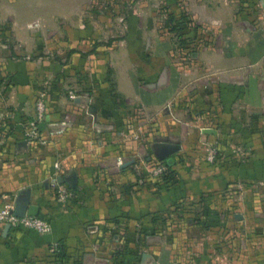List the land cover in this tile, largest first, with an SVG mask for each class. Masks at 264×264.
<instances>
[{
  "label": "rangeland",
  "instance_id": "rangeland-1",
  "mask_svg": "<svg viewBox=\"0 0 264 264\" xmlns=\"http://www.w3.org/2000/svg\"><path fill=\"white\" fill-rule=\"evenodd\" d=\"M187 2L0 0V47L9 50L16 46L19 54L11 53V58L27 56L37 64L34 104L43 94L46 112L49 106L66 107L71 113L69 122L74 124L79 117L73 113L79 106L75 98H91L94 91L101 92L96 98L104 108V83L114 94L113 177L98 178L97 182L115 208H121L126 197L132 202L139 191L159 193L176 186L175 163L166 168L165 159L158 158L160 143L183 145V155L181 149L172 155L179 162V171L197 173L214 166L219 158L201 139L199 130L198 137L187 134L189 121H193L194 112H201V105L195 104L190 112L189 101L179 100L171 114L166 104L142 111L116 93L118 76L137 77L144 85L154 79V67L165 69L169 63H177L185 70L197 61L195 53L202 47L219 42L220 36L196 23ZM223 4L226 10L230 6L235 10L232 26L244 29L253 27L254 8L261 9L256 0H224ZM179 15H188L191 23L176 34L170 30L174 25L170 17ZM109 39L115 40L105 44ZM26 48L31 51L26 53ZM76 56L94 61V71L80 68L73 62ZM156 72L161 74V70ZM93 103L95 100L87 101L83 106L98 108ZM157 112L161 115L156 116ZM159 168H163L161 173ZM53 188L52 200L60 202ZM152 201L146 200L147 204ZM109 220L107 227L86 232L88 246L98 245L108 253L107 264H192L193 258L194 264H264V177L232 182L197 199L179 198L163 210ZM65 257L64 245L59 242L50 259L27 257L18 264L78 262Z\"/></svg>",
  "mask_w": 264,
  "mask_h": 264
},
{
  "label": "crops",
  "instance_id": "crops-1",
  "mask_svg": "<svg viewBox=\"0 0 264 264\" xmlns=\"http://www.w3.org/2000/svg\"><path fill=\"white\" fill-rule=\"evenodd\" d=\"M256 1L261 9L254 8L253 27L244 29L232 26L235 10L231 6L226 10L224 0H188L187 9L196 23L220 36L219 42L202 47L195 53L197 61L185 70L177 63H169L163 70L154 67V79L144 85L131 75L116 78V93L121 100L142 111L166 104L171 114L179 100L189 101L190 112L195 104L201 105V112H194L193 121H189L187 134L198 137L199 130L204 143L219 156L214 166L193 174L179 171L176 160V186L159 193L139 191L132 202L126 197L121 208L114 207L97 182L98 178L113 177L114 94L107 83L102 90L104 108L96 98L101 92L92 91L91 98L77 97L79 106L73 113L79 117L70 124L71 113L66 107L49 106L48 120L40 132L43 142H28L23 121L35 112L33 78L37 64L27 56L11 58V53L19 54L16 46L9 50L0 47V208L5 202L15 203L29 188L31 202L40 207L39 215L51 224L46 234L5 230L0 225V264H18L34 256L50 259L53 246L59 242L64 245L65 259H76L75 264H107V252L98 245H87L89 228L107 227L113 216L163 210L179 198L197 199L232 182L264 177V0ZM73 62L94 71L92 60L76 56ZM93 100L98 108L83 106ZM169 121L176 125L174 120ZM204 129L215 133H204ZM180 149L183 155V145ZM102 150L103 154H97ZM99 165L104 168L100 170ZM56 172L61 178L59 184L72 195L65 202H54L51 197ZM151 199L152 204H147Z\"/></svg>",
  "mask_w": 264,
  "mask_h": 264
},
{
  "label": "built area",
  "instance_id": "built-area-1",
  "mask_svg": "<svg viewBox=\"0 0 264 264\" xmlns=\"http://www.w3.org/2000/svg\"><path fill=\"white\" fill-rule=\"evenodd\" d=\"M46 111L44 95L40 94L35 102V112L32 118L26 120L23 125V135L28 142H43L40 137L41 130L39 129V124L45 121ZM212 156H210L211 159ZM163 168H159L161 173ZM52 185L56 188L58 193V200L60 202H65L70 199L71 193L59 184V177L57 175L52 178ZM15 203L13 201L5 202L0 208V225L8 226L9 229L13 230H29L36 232L38 234H46L51 230L50 222L38 215V216H17L14 213Z\"/></svg>",
  "mask_w": 264,
  "mask_h": 264
},
{
  "label": "water",
  "instance_id": "water-1",
  "mask_svg": "<svg viewBox=\"0 0 264 264\" xmlns=\"http://www.w3.org/2000/svg\"><path fill=\"white\" fill-rule=\"evenodd\" d=\"M48 120V119H46ZM45 122H42L39 124V129L42 130L44 127ZM204 133H215L212 129H204ZM161 146V152L158 154V158H164L165 163L168 166H171L174 164L175 160L173 158V154L180 150L181 146L176 143H160ZM61 181V178L59 179ZM40 211V207L34 203L31 202V196H30V189L26 188L21 192V194L16 198L15 200V209L14 213L15 215L21 217L24 215L28 216H38ZM5 230H8V226L5 227Z\"/></svg>",
  "mask_w": 264,
  "mask_h": 264
},
{
  "label": "trees",
  "instance_id": "trees-1",
  "mask_svg": "<svg viewBox=\"0 0 264 264\" xmlns=\"http://www.w3.org/2000/svg\"><path fill=\"white\" fill-rule=\"evenodd\" d=\"M170 20H173L174 25H172L170 27V30L173 31L174 33H182L185 29L189 28V25L191 23V19L188 17V15H179L177 18H172L170 17ZM200 26H197V29ZM115 39H109L105 44L110 45L112 43V41H114ZM97 45V44H96ZM186 45V44H185ZM72 52H74V50H72ZM30 118H26L24 119L23 123L26 120H29ZM166 168H169L171 166H168L167 164H165Z\"/></svg>",
  "mask_w": 264,
  "mask_h": 264
}]
</instances>
